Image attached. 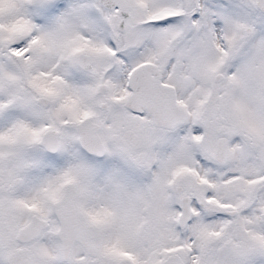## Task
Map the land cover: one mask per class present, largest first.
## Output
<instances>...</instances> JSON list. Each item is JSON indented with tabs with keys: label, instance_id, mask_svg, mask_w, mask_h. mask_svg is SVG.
I'll return each instance as SVG.
<instances>
[{
	"label": "snow or ice",
	"instance_id": "snow-or-ice-1",
	"mask_svg": "<svg viewBox=\"0 0 264 264\" xmlns=\"http://www.w3.org/2000/svg\"><path fill=\"white\" fill-rule=\"evenodd\" d=\"M0 264H264V0H0Z\"/></svg>",
	"mask_w": 264,
	"mask_h": 264
}]
</instances>
